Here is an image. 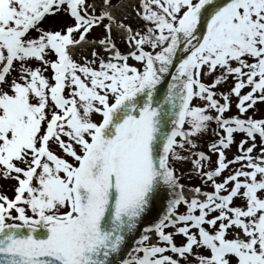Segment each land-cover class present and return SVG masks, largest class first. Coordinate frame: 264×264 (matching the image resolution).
Returning <instances> with one entry per match:
<instances>
[{"label":"snow or ice","instance_id":"6c2138e0","mask_svg":"<svg viewBox=\"0 0 264 264\" xmlns=\"http://www.w3.org/2000/svg\"><path fill=\"white\" fill-rule=\"evenodd\" d=\"M0 264H264V0H0Z\"/></svg>","mask_w":264,"mask_h":264}]
</instances>
